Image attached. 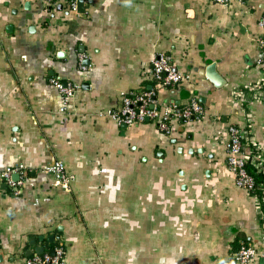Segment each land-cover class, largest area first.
Here are the masks:
<instances>
[{
	"label": "crops",
	"instance_id": "crops-1",
	"mask_svg": "<svg viewBox=\"0 0 264 264\" xmlns=\"http://www.w3.org/2000/svg\"><path fill=\"white\" fill-rule=\"evenodd\" d=\"M262 21L264 0H0V264L59 245L64 264H235L238 240L264 264L263 217L227 164L229 128L248 126L233 92L264 80ZM159 54L180 85L158 87ZM53 78L78 86L65 112ZM152 89L161 107L197 99L203 119L108 116ZM247 111L264 152V101ZM58 161L69 189L47 173ZM21 167L17 194L3 176Z\"/></svg>",
	"mask_w": 264,
	"mask_h": 264
},
{
	"label": "built area",
	"instance_id": "built-area-1",
	"mask_svg": "<svg viewBox=\"0 0 264 264\" xmlns=\"http://www.w3.org/2000/svg\"><path fill=\"white\" fill-rule=\"evenodd\" d=\"M79 0H45L46 4H56L66 2L70 5L74 12L77 11ZM214 3L227 5L230 0H211ZM245 3L249 0H239ZM264 25V21L261 23ZM259 46L262 51V56L259 65L264 69V37L260 39ZM153 79L158 87H175L182 83L184 76L179 69L170 61V58L164 54L157 55L153 60L152 69ZM52 84L58 89L64 100V106L61 111L65 112L70 100L74 97L78 90L77 85L65 83L61 79H52ZM235 99L244 106V112L247 115L248 126L241 129L237 126L229 128L230 144L228 151V168L232 171L235 177L237 187L247 191L254 199L257 209L264 220V183H258L255 177L248 170L249 163L258 171L264 173V152L250 139L251 118L248 116V108L254 100L264 101V80L237 88L233 92ZM155 89L150 91H141L138 93H130L125 96L122 101L121 109L117 111H109L108 116L120 124L133 126L144 123L149 120L154 122L161 130L170 132V126L173 121L192 122L201 121L205 114L204 107L197 101L191 99L185 105L170 104L159 106L156 103ZM249 128V130H248ZM24 172L23 167L20 169H10L4 173V178L17 189V194L20 193L21 181H14L12 176L15 173L21 174ZM47 173L55 178L57 186L64 189L70 188V183L73 177L67 174L65 166L58 161L47 169ZM258 251L252 245H241V247L233 254L235 264H251L257 256ZM65 249L62 245L57 246L51 252L42 254H34L28 264H64Z\"/></svg>",
	"mask_w": 264,
	"mask_h": 264
},
{
	"label": "water",
	"instance_id": "water-1",
	"mask_svg": "<svg viewBox=\"0 0 264 264\" xmlns=\"http://www.w3.org/2000/svg\"><path fill=\"white\" fill-rule=\"evenodd\" d=\"M79 8H81L83 10V6H84V0H79ZM207 77L208 79H210L217 87H219L222 84V77L220 75H218V73H216L215 71V67H212L210 69H207ZM15 180L18 181L19 177L18 176H14ZM55 237H48L47 240L50 241H54ZM40 241H44L43 238H40ZM44 253V249H41L40 252H38V254H42ZM53 254V251L51 252Z\"/></svg>",
	"mask_w": 264,
	"mask_h": 264
},
{
	"label": "trees",
	"instance_id": "trees-1",
	"mask_svg": "<svg viewBox=\"0 0 264 264\" xmlns=\"http://www.w3.org/2000/svg\"><path fill=\"white\" fill-rule=\"evenodd\" d=\"M248 130H249V128H248ZM251 135H250V139L251 140H253L252 139V133H250ZM248 167V170H249V172H250V174H252L254 177H255V179H256V181L258 182V183H264V173H263V171L261 170V171H258L253 165H251L250 163H249V165L247 166ZM250 245L249 243H247V242H239V240L234 244V253L241 247V245ZM233 253V254H234Z\"/></svg>",
	"mask_w": 264,
	"mask_h": 264
}]
</instances>
